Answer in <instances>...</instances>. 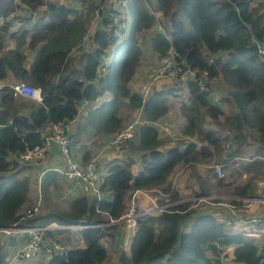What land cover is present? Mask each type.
Listing matches in <instances>:
<instances>
[{
	"label": "trees",
	"instance_id": "trees-1",
	"mask_svg": "<svg viewBox=\"0 0 264 264\" xmlns=\"http://www.w3.org/2000/svg\"><path fill=\"white\" fill-rule=\"evenodd\" d=\"M44 1L19 3L35 13ZM128 2L133 21L126 30L116 34V29L109 30L103 21V29L91 38L94 50L85 52L80 42L96 5H88L84 14L83 10L50 2L32 27L10 32L9 15L15 0H0V84L11 75L19 83L39 89L41 96L40 103H33L13 97L8 85L0 89V229L118 220L132 194L144 191L158 198L160 205L169 203L170 207L139 221L130 241L129 258L121 255L122 264H223L221 258L227 249L233 264H264V228L257 227L260 233L247 236L223 226L202 211L201 204L195 207L197 202H182L187 197L172 181L176 168L183 165L195 170L192 198H215L218 202L224 194L231 198L264 197V187L259 186L264 175V63L256 47V43L264 45L261 5L252 7L251 0H156L154 12L147 0ZM177 5L192 33L175 11ZM155 14L168 19L170 36L151 32ZM123 22L128 23L126 19ZM6 35L13 44L7 49L3 44ZM141 38L158 58L171 49L174 63L183 71H195V80L179 78L169 89H151L143 100L129 87L142 56ZM73 51L79 52L78 60L71 56ZM109 53L113 61L101 75L100 62ZM27 54L33 55L29 67L25 64ZM203 73L207 74L204 80ZM201 81L212 85L211 92L216 94L220 92L216 85L221 86L225 95L219 103H231L235 113L225 115L222 106L213 103L212 94L200 90ZM179 88L185 89V101H179L178 111L185 121L180 138L186 141L180 144L183 147L176 144L167 148L157 123L167 115L168 98ZM105 92L111 98L92 111L86 123L96 134L113 135L123 130V119L118 116L123 107L141 110V124L130 146L138 156V174L134 175L128 165L113 164L100 180V198L79 196L63 208L51 201L50 187L56 184L58 173L47 171L40 186L43 206L37 214L25 217L33 199L30 179L19 177L25 165L20 156L41 146L53 127L68 126L82 104L96 102ZM220 118H224L222 122ZM168 142L180 140L170 138ZM227 143L230 149L223 155ZM247 153L252 160L237 167ZM213 164L222 167L221 178L211 169ZM199 166L206 170L196 172ZM113 228L83 229V248L70 246L53 253L46 264H104L107 252L101 241ZM54 233L64 231L49 232L48 238ZM16 240L21 243L24 239L0 234V264H8Z\"/></svg>",
	"mask_w": 264,
	"mask_h": 264
},
{
	"label": "built area",
	"instance_id": "built-area-1",
	"mask_svg": "<svg viewBox=\"0 0 264 264\" xmlns=\"http://www.w3.org/2000/svg\"><path fill=\"white\" fill-rule=\"evenodd\" d=\"M80 3L83 1L94 2L99 1L96 4V9L93 11V17H91V22L88 25L86 33L83 35L80 46L89 41L90 38V26L94 21L100 20L101 23L106 21L108 23V29L118 28L124 29L127 24L124 21L126 18L125 11L128 9L127 0H78ZM44 1L43 7L46 8ZM102 2L109 4L107 7L101 8ZM102 10V12H101ZM26 11V7L19 3V0H15L13 11L9 15V20H15L17 23L21 22V14ZM46 11V9H45ZM101 12V13H100ZM122 18V20H121ZM118 33V32H116ZM257 54L262 58L264 63V45L256 43ZM113 61L111 54H106L105 57L100 62L99 73L106 74L109 65ZM212 59H209L211 62ZM155 79H167L170 81L185 80L194 81L196 77L195 71H183L182 66H178L173 61V51L170 49L167 53L162 56L158 63L156 64L154 70ZM207 74H202V79H206ZM5 85L0 84V89ZM13 92V97L24 98L30 101L41 102L40 90L33 88L29 85L23 83H17L10 86ZM199 88L201 91L212 94L211 87L206 85L204 81L199 83ZM138 93L141 95L143 100H145L151 93L150 85H143L139 87ZM174 96L183 97L185 96V89L179 88L174 91ZM139 121L133 122L127 125L121 132L115 134L105 145L104 152H116L119 153L128 149L134 142L136 136V127ZM159 127V126H158ZM161 128V129H160ZM160 131L162 133H167L170 138L174 139L173 133L169 127L160 126ZM52 144L56 145L60 155L63 160V167L56 171L64 177L74 188L82 189L88 194L95 195L100 198L99 186H100V169L95 161H89L87 163H82L75 160L73 152L71 150L72 142L68 132V126H55L52 128V134L46 136L44 143L33 149L22 154L19 161L23 164L27 163H37L43 160L46 155L50 152ZM230 143H227L224 147L223 155L230 149ZM252 160V159H251ZM251 160H247L250 162ZM264 161V157L262 158ZM213 172L217 178L222 177V167L217 164L211 166ZM133 194L128 201V207L124 214L118 220H109V223H95L92 225H75V226H60L56 223H50L45 226L38 227H10L0 229V234L7 237L23 238V245L16 251V253L11 257L10 261L17 262H27L35 260L39 257L41 250L44 251V255L50 256L53 253H61L66 251V247L55 240H50L47 242L49 232L55 230H77L82 232L83 229L87 228H103L116 223H122L125 230L126 239H132L137 230L139 221L145 219L146 215H150L151 210L156 211V216L160 215L163 210L170 207H158V200L155 198H150L151 207L144 208L142 212H139L136 208V196ZM217 199L218 202H214L215 198H194L192 201L197 202L195 206L200 204H205V209H202L206 214H211L214 216L216 221L223 226L238 232L239 234L252 236L260 233L259 228H264V197L254 196L250 198H229V199ZM228 200L240 203L239 205H233ZM167 201V200H166ZM165 201V202H166ZM136 204V205H135ZM168 205V204H167ZM160 206V205H159ZM165 206V205H162ZM40 211V201H36L29 208L26 209L25 217H30L37 214ZM152 216V215H151ZM263 232V231H262ZM46 245H44L45 243Z\"/></svg>",
	"mask_w": 264,
	"mask_h": 264
},
{
	"label": "crops",
	"instance_id": "crops-1",
	"mask_svg": "<svg viewBox=\"0 0 264 264\" xmlns=\"http://www.w3.org/2000/svg\"><path fill=\"white\" fill-rule=\"evenodd\" d=\"M77 5L75 6H70L67 5L69 7L75 8L77 10L82 11L85 14L86 13V8L83 9L81 8V6L84 5H80V2L78 0H76ZM129 0H127L128 3V9L125 11V17L126 20L128 21V17H127V12H129ZM55 3L57 4H61V1L59 0V2L55 1ZM264 3V1H263ZM45 7H41L38 9L37 12L35 13H29V11H23V13L21 14V22L17 23V21L15 20H11L10 21V32H17L19 29L24 28V29H29L30 27H32V24L34 22H36V20L42 16L45 13ZM157 15L159 14H155L154 17H157ZM157 21L155 20V23L153 25V27L151 28L152 32H160L164 35L163 31L161 30L160 26L157 25L156 23ZM128 25V23H127ZM29 27V28H28ZM103 24L101 23L100 20L94 21V23H91L90 26V38L88 41V44L85 46H82V48L84 49L85 52H89L91 51V49L93 48V45L91 44V38L92 36L95 34V32L98 29H103ZM105 30V28H104ZM166 36V35H165ZM4 47L7 48H11L13 46L12 42L10 41V39L8 38V36L6 35L4 41H3ZM115 47V45H114ZM113 52L114 50L110 49V52ZM76 53V55H74ZM111 56L113 57L112 53ZM71 56L75 59H79L80 54L79 52L73 51ZM33 60V55L31 54H27V60H26V66L29 67L30 63ZM76 60V61H77ZM149 68H146L145 70H148ZM141 70H143L142 67H138L136 70V75L135 78L133 80V82L130 83L129 87L131 88L132 91L134 92H138V89L140 86H142L141 81L146 80L145 77L143 78H138V73L141 72ZM155 70V68H154ZM154 70H152V72L150 73V79L146 80L148 83L147 85H150L149 83L151 82V84L153 83V81H155L154 83H156L151 89H156V90H165V89H169L172 85V83L174 81H169V83L165 86L164 82H158V79H155V73ZM137 78V79H136ZM167 80V79H165ZM6 83V84H5ZM5 83H2L4 85H8L9 87L12 85H15L17 83H19L16 79H14L11 75H8L7 79L5 80ZM159 83V84H158ZM211 90H212V85L210 86ZM216 89H218L220 92L218 94H216V91L214 90V92H212V99H213V103H216L220 106H222L224 112L226 113V109L225 106H228L231 109L232 115L235 113V108L233 105L231 104H221L219 103L221 98H224L225 95V91L224 89L221 88V86L216 85ZM110 94H108V92H105L104 94H102V96L94 103H84L79 107V114L77 116V118L71 122L68 125V132L72 141V147L71 150L73 152V156L75 158V160L79 161V162H83L84 160L87 159V162L89 161H95L101 171L102 170H106V172L108 171V169L111 166V162L114 161H120L119 163H121V161H127L130 158H133L135 156H137L136 152L131 151L130 147L124 151H121L119 153L116 152H108L105 153L104 152V145L115 135H110V134H96L95 129L90 125L86 123V118L87 116L94 111L95 109L99 108V106L109 100ZM185 99V97H175L173 96H169L168 98V113L167 115L162 118L161 121H159V123H157V125L160 127H169L170 129H172L173 131V127L171 124H173V116H178L180 118V129L182 130L185 121L184 119L180 116L179 111H178V106H179V101ZM17 99H23V98H17ZM32 102V101H31ZM33 103H38L36 101H33ZM24 111V110H21ZM27 111V110H26ZM24 111V112H26ZM119 117H121L123 119L124 122V127L123 129L136 121H139L138 125L141 124V110H136V109H130L128 107H123L121 109V111L118 114ZM164 120H168L169 123L171 124H167ZM161 129V128H160ZM159 129V130H160ZM175 129V128H174ZM180 130V132H181ZM161 132V131H159ZM161 135H159L160 137ZM161 138V137H160ZM180 140V143H184L186 141V139L180 138V133H178L177 137H174L173 140ZM168 139H170V137H168ZM172 139V138H171ZM183 140V142H181ZM164 141H166L164 139ZM192 140H189V142H191ZM167 144H170L168 141H166ZM166 147V146H165ZM183 147V146H180ZM132 156V157H131ZM249 158V157H248ZM248 158H245L243 160H238V161H244V162H248L247 160H249ZM117 164V163H116ZM63 166V160L62 157L60 155V152L57 148L56 145L52 144L51 146V150L50 152L46 155V157L37 162V163H27L23 166L22 171L19 175V177L21 178H25L28 177L30 179V188L33 187V189H30V195L31 198L33 199L32 202L33 204L36 201H40V210L41 207L43 206L42 204V195H41V182L44 176V173L50 170H60ZM238 166V165H237ZM203 167V166H199ZM183 168H186L185 166H183ZM205 168V166H204ZM203 170H198L196 169V172H201L202 173ZM57 172V171H56ZM58 173V172H57ZM184 173V170H175V173L172 175V181L174 182V179L179 176H181ZM185 173L188 175V172L185 171ZM195 174V173H194ZM186 176V175H184ZM187 178V177H186ZM259 186L264 187V175L261 177V180H259ZM175 184V182H174ZM259 187V188H261ZM36 191H35V189ZM59 191L60 195L64 194V196H68L67 203L65 204L67 208L69 205V202L71 201V199H75L78 198L79 196H84L87 198H91L90 195L92 196V194H88L85 191H83L82 189H77L74 188L64 177H62L59 173H58V177H57V181L56 184L54 185V187H50L51 192L53 193L54 196V200H59L57 194H56V190ZM177 189L179 190V192H182L178 187ZM133 194H137V198H136V204L137 207H140L141 209V205L142 204H146V206H144L142 209H144L145 207H150L151 206V202H150V198L152 199L153 197L150 196L149 194L145 193L144 191H136ZM132 194V195H133ZM156 198V197H155ZM149 199V200H148ZM130 200V199H129ZM52 201V200H51ZM56 202V201H55ZM58 203V202H56ZM64 205V206H65ZM59 206V205H58ZM63 206V208H64ZM49 207H54V205L49 204ZM105 222L102 223H109L110 221H107V219H104ZM108 226V225H107ZM114 227L111 231H108L107 236L101 241V245L105 248L106 252H107V260L105 261L104 264H122L121 262V255H125L127 256L126 258H129V253L127 252V250H129V242L131 241V239H126L125 236V230H124V226L122 223H116V224H112L108 227ZM64 234H53L52 237L48 238L46 241L49 242L50 240H57L58 243L59 241L61 242V238H63V236H69L72 237L73 240H69L68 244H64V246L70 247H79V248H83V241L81 239V232L77 231L76 229L74 230H55L53 232H63ZM66 236V237H67ZM11 238V237H10ZM19 239V238H17ZM17 241V240H16ZM23 241L20 243L19 241H17V243L15 242V246L10 249V254L13 257V255L16 253V251L23 245L22 244ZM46 245V243L44 244ZM63 245V243H62ZM127 249V250H126ZM44 251H42L39 255V261L36 262H41V264H46V262L48 261V259L46 260V258L44 257ZM22 264H26L24 262H21ZM33 264V262H30ZM35 263V262H34ZM8 264H20V263H16L15 261H8Z\"/></svg>",
	"mask_w": 264,
	"mask_h": 264
},
{
	"label": "rangeland",
	"instance_id": "rangeland-1",
	"mask_svg": "<svg viewBox=\"0 0 264 264\" xmlns=\"http://www.w3.org/2000/svg\"><path fill=\"white\" fill-rule=\"evenodd\" d=\"M55 1H57V2H59V0H46V2L45 3H50V2H55ZM61 1V4H64V5H70V6H75V5H77L78 6V2L76 1V0H60ZM110 1H112V0H110ZM263 1L264 0H251V2H252V7H257V6H260L261 5V7H260V9H261V11L263 10L264 11V3H263ZM77 2V3H76ZM97 3H99V1H94V2H87L84 6H81V8H86L88 5H91V4H94V5H96ZM147 3H148V5H149V7H150V9L152 10V11H154V12H156V0H147ZM103 6L101 7V8H103L104 6L105 7H107L109 4H106L105 2H102L101 3ZM81 5V4H80ZM87 9V8H86ZM175 11H177V12H179V15H180V17H181V19H182V21H183V23L185 24V28H186V30L189 32V33H192L193 31H192V28H191V26H190V24L187 22V20L183 17V15H182V11L180 10V8L178 7V5L175 7ZM101 12H102V10H101ZM100 12V13H101ZM90 17H93V12H92V14H91V16ZM127 17H128V26L131 24V22L133 21V16H132V14L130 13V12H127ZM122 18H126L125 16H123ZM122 18H121V20H122ZM155 20L157 21L156 23H157V25L158 26H160V28H161V30L163 31V33H164V35H166V36H170V33H171V31H170V26H169V23H168V19H166V18H163L161 15H157V17H155ZM94 23V22H93ZM29 28V27H28ZM119 29V31H117V32H123V31H125L126 29L124 28V29H120V28H118ZM152 32V31H151ZM150 33V32H149ZM149 33H147V35H149ZM116 34H118V33H116ZM88 44V41L86 42V43H84L83 45L85 46V45H87ZM140 47H141V51H142V56H141V58H140V61H139V67H142L143 68V70H141V72L140 73H138V78H144L145 77V79L146 80H149L150 79V73L152 72V70H154V68L156 67V64L158 63V61H159V59L161 58H158L157 56H156V54L152 51V49H150V47H149V44H148V41H145V40H143L142 38H141V41H140ZM94 50V47L91 49V51H93ZM91 51H89V52H91ZM74 55H76V53L74 54ZM146 68H149L148 70H145ZM146 80H143L142 79V81H141V84H142V86L143 85H147V81ZM159 80V79H158ZM164 82V85L166 86L168 83H169V81L168 80H165V79H160L158 82ZM155 81H153V83L151 84V82L149 83L150 84V86L152 87V88H155V87H153L156 83H154ZM159 84V83H158ZM141 87V86H140ZM181 99H183V98H181ZM184 100V99H183ZM185 101V100H184ZM229 104H231V103H229ZM232 105V104H231ZM229 106V105H228ZM228 106H225V109H226V114L225 115H231L232 114V112H231V109L228 107ZM172 119H173V124H171V123H169L168 122V120L166 121V120H164L167 124H171L172 126H175V127H173V131H172V129H171V131H172V133H173V137H177L178 136V133H180V125H179V122H180V118L178 117V116H173L172 117ZM223 119L224 118H220V122H222L223 121ZM210 126L207 124L206 125V128L208 129ZM175 128V129H174ZM159 135H161L160 137L164 140H166V141H168L169 139H168V137H169V135L167 134V133H162V132H159ZM171 141V140H170ZM181 142H183V140L181 141ZM195 142V141H194ZM167 143V142H166ZM176 144H178L179 146H181L180 144V142H178V143H170V144H168V146H167V148H171V147H173L174 145H176ZM134 152V151H133ZM132 157V156H131ZM249 157V153H247L246 155H244V157L241 159V160H243V159H245V158H248ZM120 161H112L111 162V165H113V164H116V163H118V164H120L119 163ZM138 156H135V157H133V158H130L129 160H127V161H121V164H124V165H128L129 166V168H130V170H131V172L134 174V175H136V174H138V172H139V165H138ZM244 163H246V162H244V161H238L237 162V167H241L242 165H244ZM177 170H184V173L181 175V176H179L178 178L176 177L175 179H174V182H175V185H174V187L175 188H179L181 191H183V194L182 195H185L184 197H187V198H185V200H183L182 202H192V200L194 199V198H192L191 197V195H189L190 194V192L192 193V191L194 190V188H195V186H196V182H195V179H194V177H195V174H194V171L195 170H193V171H191L189 168H183V165H179L178 167H177ZM200 170H206V167L204 168V166L203 167H200ZM185 171H187L188 172V175L185 173ZM106 170H102L101 169V171H100V178H103L105 175H106ZM184 175H186V176H184ZM187 177V178H186ZM246 178L244 177L243 178V180H245ZM260 180H261V178H260ZM33 188V187H32ZM35 189V188H34ZM55 189V188H54ZM56 190V189H55ZM146 193V192H145ZM56 194H57V196H58V198H59V200H54V196L55 195H53V193H52V202L54 203V205H56V206H58L59 205V207H63L66 203H67V200L66 199H68V196H64V194H62V195H60V193H59V191L58 190H56ZM149 195L151 196V194L149 193ZM153 197V196H152ZM222 198L221 199H229L231 196H229V195H222L221 196ZM155 199H157L158 200V198H155ZM149 200V199H148ZM151 200H153V199H151ZM58 202V203H56V202ZM129 203V202H128ZM168 204V205H167ZM167 204H165V206H162V205H160V204H157V206L158 207H169V203H167ZM136 205V204H135ZM147 205V203L146 204H142L141 205V209H140V207H137L136 206V208H137V210L139 211V212H142L143 211V207L144 206H146ZM160 205V206H159ZM171 205H173V204H171ZM200 206H203V207H201V209H205V207H206V205H203V204H201ZM64 207H66V205L64 206ZM127 207H128V204H127ZM151 207V206H150ZM196 207V206H195ZM145 208H147V207H145ZM151 209H153V206L151 207ZM200 209V210H201ZM25 212H26V210H25ZM24 212V213H25ZM156 216V211H153V210H151V212H150V215H146V217H150V216ZM145 217V218H146ZM67 236V235H66ZM63 236V238H61V241L63 242V245L64 244H68V242H69V240H73V238L72 237H69V236ZM58 242V241H57ZM45 243V242H44ZM60 243V242H59ZM60 244H62V243H60ZM129 245H130V242H129ZM127 250V249H126ZM43 250H41V252H42ZM127 252L129 253V250H127ZM124 255V254H123ZM231 255H232V253H231V251H230V249L228 250H226L225 251V253L222 255L223 257L221 258V260H222V263L223 264H233L232 263V261H231ZM125 256V255H124ZM45 258H46V260L49 258V256H47V255H45L44 256ZM125 257H127V256H125ZM40 258V257H39ZM39 258H37L34 262H33V264H41V262H36V261H39ZM28 264H32V263H28Z\"/></svg>",
	"mask_w": 264,
	"mask_h": 264
}]
</instances>
